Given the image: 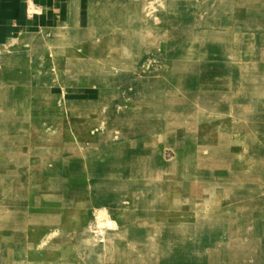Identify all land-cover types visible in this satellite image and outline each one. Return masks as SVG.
Instances as JSON below:
<instances>
[{
	"label": "rangeland",
	"instance_id": "1",
	"mask_svg": "<svg viewBox=\"0 0 264 264\" xmlns=\"http://www.w3.org/2000/svg\"><path fill=\"white\" fill-rule=\"evenodd\" d=\"M85 2L0 47V264H264V50Z\"/></svg>",
	"mask_w": 264,
	"mask_h": 264
},
{
	"label": "crops",
	"instance_id": "2",
	"mask_svg": "<svg viewBox=\"0 0 264 264\" xmlns=\"http://www.w3.org/2000/svg\"><path fill=\"white\" fill-rule=\"evenodd\" d=\"M88 0H0V47L11 39L37 29L50 20L68 16V6H73L71 16L86 9ZM82 2V3H81ZM201 16L226 18L231 25L249 36L257 48L264 50V0H199ZM257 41V42H256ZM264 62V60H263Z\"/></svg>",
	"mask_w": 264,
	"mask_h": 264
},
{
	"label": "bare ground",
	"instance_id": "3",
	"mask_svg": "<svg viewBox=\"0 0 264 264\" xmlns=\"http://www.w3.org/2000/svg\"><path fill=\"white\" fill-rule=\"evenodd\" d=\"M72 6V5H71ZM73 9V8H72ZM70 13V12H69ZM70 15V14H69Z\"/></svg>",
	"mask_w": 264,
	"mask_h": 264
}]
</instances>
